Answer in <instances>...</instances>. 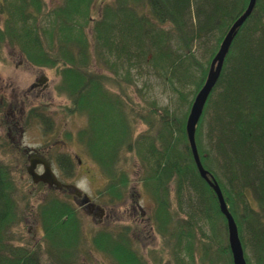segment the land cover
<instances>
[{"label":"trees","instance_id":"16d2710c","mask_svg":"<svg viewBox=\"0 0 264 264\" xmlns=\"http://www.w3.org/2000/svg\"><path fill=\"white\" fill-rule=\"evenodd\" d=\"M249 2L59 0L50 7L46 0H0V48L7 43L32 64L54 70L60 76L57 92L70 99L66 112L87 116L77 132L67 131V139L82 145L106 175L100 198L107 205L124 201L130 161L138 162L141 193L154 201L152 225L176 264H234L227 218L193 159L186 132L189 110L180 115L179 107L190 109L188 94L196 95L204 85L213 57ZM147 73L178 92L179 107L160 105L144 93L149 83L145 80L142 89L139 81ZM261 118L264 0H257L237 31L196 134L201 159L221 184L237 222L247 264H264ZM140 119L148 129L136 136ZM3 141L0 137V149ZM64 157L74 172L76 161ZM50 189L37 210L42 243L13 244L12 230L22 218L18 187L10 166L0 160V264L143 262L131 225L115 222L87 233L73 197ZM102 253L108 261L92 257Z\"/></svg>","mask_w":264,"mask_h":264},{"label":"rangeland","instance_id":"374dc122","mask_svg":"<svg viewBox=\"0 0 264 264\" xmlns=\"http://www.w3.org/2000/svg\"><path fill=\"white\" fill-rule=\"evenodd\" d=\"M46 1L50 7H54L59 2V0ZM97 13L98 10L96 9L94 17L98 16ZM1 25H3V17L0 15ZM197 50L198 54L202 56V62H205V51L199 47ZM41 73L48 77L49 86L41 92L33 91L32 85ZM58 79L54 70L33 66L16 47L7 43L2 44L0 48V99L6 98L11 103V107L0 113V137L4 140V146L0 149V160L11 168L14 182L18 187L19 213L22 214L21 222H17L12 230L13 244L30 247V245L35 243H42L40 238L41 224L39 223L40 219L37 210L40 202L50 195L51 189L43 184H35L26 172V166L29 161L28 154L32 149H36L48 154L54 160L56 172L63 182L78 187L84 194L86 193L92 197L95 203L99 204L91 211L89 208L82 206L80 200L73 197L75 195L74 189L60 190L64 196L68 197L71 195L73 202L80 208L87 233H91V231L105 225L110 226L115 222L120 223L119 225H131L134 230L131 235L139 241L138 243L135 240L139 244L140 255L143 259L141 264H176L174 262L176 257L164 246L162 236L152 225L151 215L154 201L148 195L141 193L142 172L138 162L130 161L131 184L124 201L107 205L103 199L98 198L101 189L107 183V177L101 168L90 158L86 157L85 153L76 145L71 147L70 144L68 146L69 144L62 142L61 137H57L58 131L62 129L64 131H77L87 123L86 115L80 116L66 113L65 106L69 104V101L66 96L59 95L56 92L55 85ZM145 80L149 83V87L143 90L145 94H149L158 100L160 105L171 103L170 106L179 107L178 92L171 88L168 89V83L164 82L165 86H163L161 79L155 73H147L144 77H140L139 85L142 89ZM189 91L190 88H186L185 92L187 94ZM27 92L28 96L24 97ZM136 94L138 95V93ZM38 95L41 96L39 97ZM194 96L189 93L187 96L188 101L192 100ZM22 97H24V101ZM43 106L47 108V112L52 117V123L48 128L49 132L38 120L32 121L30 124H25L24 121L18 122V111L22 108L28 111L31 108ZM179 108L182 111L180 115L188 110V106ZM16 122H18V125H16ZM20 127L24 128L22 132ZM147 129L148 126L140 119V122L135 126V135L138 136ZM77 151L81 154L82 164L77 161ZM58 154L59 163L56 162ZM65 154H69L75 159L76 169L74 172H72L69 163L65 160ZM61 166L64 170L61 169ZM174 197V191H172V198ZM98 207L104 208L105 212L102 213ZM144 211H146V214ZM96 213L101 214L97 215ZM142 213L145 216H142ZM200 236L204 237L201 233ZM162 251L164 254H161ZM158 255H163V260L154 259V256ZM92 257L97 262L108 261L104 253L99 255L92 254ZM88 263L95 264L89 260ZM203 264L209 263L203 262Z\"/></svg>","mask_w":264,"mask_h":264},{"label":"water","instance_id":"95a60500","mask_svg":"<svg viewBox=\"0 0 264 264\" xmlns=\"http://www.w3.org/2000/svg\"><path fill=\"white\" fill-rule=\"evenodd\" d=\"M256 3H257V0H250L245 12L236 19L235 23L231 26L230 30L225 36L218 53L216 54V56L214 57L212 61L206 82L204 86L201 88V90L198 92L194 100V103L192 105V108H191V111H190V114H189V117L186 123V130L188 132L189 140L192 145L194 156L197 162L196 164L198 165L201 176H203L212 186H214L218 194L219 200H220V206H221L222 212L227 217L228 229H229V240H230V246H231L232 253H233L234 264H247L245 256H244V249H243L242 241L239 235V230H238V227H237V224L234 218L232 217L231 213L228 210L226 200L224 199L223 193L220 190L217 184V181L215 179L212 180V178H210L209 171L202 164V161L200 159V156H199V153L196 147L195 133H196V126L199 123L201 116L203 114L205 104L221 76L225 57L227 56L230 50V47L233 43V40L237 32V29L240 26H242L244 22L247 20V18L251 15ZM42 162H44V164L46 165V170L42 174H39L35 170L36 168L35 162H33L32 165L28 167V171L33 176V179L36 182L44 181L51 185L56 184L58 187H60L62 184L56 178L49 162L47 161H42ZM102 212H104V210H102Z\"/></svg>","mask_w":264,"mask_h":264},{"label":"flooded vegetation","instance_id":"af4514ba","mask_svg":"<svg viewBox=\"0 0 264 264\" xmlns=\"http://www.w3.org/2000/svg\"><path fill=\"white\" fill-rule=\"evenodd\" d=\"M49 84H48V79L45 77V75L43 73H41V75H39L37 78H36V81L34 82V84L32 85V88L34 89H31L33 91L37 90V91H42L43 89H45L46 87H48ZM28 96V93H26V95L24 97H27ZM39 97L41 95H38ZM16 128V127H15ZM14 128V129H15ZM20 131L22 132L23 131V128L21 127L20 128ZM29 165H32L33 162H35V167L37 168L38 171H41V170H44V166L42 163H39V162H42V160H45V158L49 161V160H52V165L54 167V160L48 156V154L46 153H43L39 150H36V149H32L29 154ZM51 158V159H50ZM79 164H82V161H79ZM27 167V166H26ZM60 178V177H59ZM61 179V178H60ZM65 188H68V189H75V187L73 186H68V187H63L61 189H65ZM77 198L79 200L82 201V197H79L77 196ZM83 204V203H82ZM85 205V207L89 208V210H91V208H96L97 207V203H95L92 198H91V201L87 204H83Z\"/></svg>","mask_w":264,"mask_h":264},{"label":"bare ground","instance_id":"6f19581e","mask_svg":"<svg viewBox=\"0 0 264 264\" xmlns=\"http://www.w3.org/2000/svg\"><path fill=\"white\" fill-rule=\"evenodd\" d=\"M251 15H252V13H251ZM250 15V16H251ZM249 16V17H250ZM235 21L236 20H234V22L231 24V26L235 23ZM230 26V27H231ZM203 50V49H202ZM230 51V50H229ZM218 53V52H217ZM216 53V54H217ZM229 53V52H228ZM227 56H228V54H227ZM227 56L225 57V60H224V64H225V62H226V59H227ZM224 67V66H223ZM202 88V87H201ZM200 88V89H201ZM260 122H264V118H261L260 119ZM197 128H198V124H197V126H196V133H195V141H196V147H197V150H198V153H199V156H200V159H201V155H200V151H199V147H198V142H197V137H196V134H197ZM187 140H188V142H189V145H190V149H191V151H192V156H193V159L195 160V163H197L196 162V159H195V156H194V152H193V149H192V145H191V143H190V140H189V136H188V132H187ZM201 161H202V159H201ZM197 165V164H196ZM197 168H198V165H197ZM198 170H199V168H198ZM217 184H218V186H219V188H220V190L223 192V190H222V186H221V184L217 181ZM212 188H214V186H212ZM215 189V188H214ZM227 206H228V210H229V212L231 213V215H232V217L234 218V220H235V217H234V215L232 214V212L230 211V208H229V205H228V203H227ZM235 222H236V220H235ZM236 224H237V222H236ZM207 226V225H206ZM207 227H212V226H210V225H208ZM237 227H238V225H237ZM239 230V229H238ZM243 245V244H242ZM230 248H231V246H230ZM231 251H232V249H231Z\"/></svg>","mask_w":264,"mask_h":264}]
</instances>
